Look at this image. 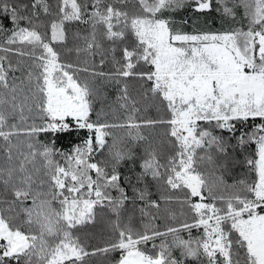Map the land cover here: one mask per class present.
<instances>
[{
  "label": "snow or ice",
  "instance_id": "obj_1",
  "mask_svg": "<svg viewBox=\"0 0 264 264\" xmlns=\"http://www.w3.org/2000/svg\"><path fill=\"white\" fill-rule=\"evenodd\" d=\"M187 2L136 0V11L130 12L129 0H59L42 32L41 12L51 15L47 0H0V184L12 196L0 204L24 215L29 229L39 228L37 235L14 227L0 208V264H88V257L111 252L120 253L115 264H183L174 250L201 264H264V0H240L247 31L197 34L178 31L164 18ZM213 2L191 0L199 12L212 10ZM215 2L225 17L234 18V7L240 6ZM71 22L91 29L84 47L75 48L77 56L93 61L99 56L102 68L111 53V71H97L95 64L90 70L87 60L83 68L62 62L56 45L67 41ZM105 42L113 47L105 48ZM12 56L30 63H14ZM79 71L92 79L81 81ZM96 80L117 86L119 107L127 113L122 122L110 123L102 109L97 111L102 93ZM130 80L139 82V101L129 92ZM140 102L163 116L138 117ZM156 128L164 129L170 152L163 163L152 133L144 132ZM117 129L125 136H114ZM71 130L87 133L71 152L39 140L42 133ZM22 135L27 139H19ZM213 151L225 170L236 159L232 153L247 152L243 162L255 179L209 184L198 161L214 163ZM122 162H138L134 197L146 208L159 210L161 201L175 200L187 206L192 223L164 232L148 225L137 232L131 224L117 223L114 241L88 251L73 229L94 224L97 207L119 217L129 199L117 171ZM29 200L30 206L20 207ZM141 213L150 223L156 218ZM193 228L203 229L200 238H180L181 231ZM46 237L56 242L49 244ZM158 238L159 251L155 244L142 250Z\"/></svg>",
  "mask_w": 264,
  "mask_h": 264
},
{
  "label": "trees",
  "instance_id": "obj_2",
  "mask_svg": "<svg viewBox=\"0 0 264 264\" xmlns=\"http://www.w3.org/2000/svg\"><path fill=\"white\" fill-rule=\"evenodd\" d=\"M84 2L91 3V0H84ZM47 4L50 6V16H45L41 12L40 30L43 32L45 30V25L49 24L51 19L55 17L57 12V5L59 4V0H47ZM235 5H240V0H228L227 6L229 8H233ZM217 3L213 2V8L210 11L199 12L194 10V6L189 2L185 3L183 7L179 9L169 10L164 13V18L170 19L173 22V27L181 32L188 33H197L199 31L205 32H224V31H233V30H244L247 31L248 28V18L245 16V10L242 5L234 7V18L233 17H225L221 12H218ZM130 12L136 11V0H129L128 9ZM91 29L89 26L84 25L78 22H71L66 25V33H67V41L64 45H56L57 50L61 52L62 62L72 63L74 66L78 68L85 67V61L87 60V66L95 64L97 71L109 72L113 69V64L111 62L112 54L109 53L106 59V63L101 68L99 67V56H96L94 61L89 59L85 55L77 56L75 52V48L84 47V37L89 36ZM97 38L100 39V30L97 31ZM105 48H111L112 45L107 42L104 43ZM117 59L119 58V49L116 52ZM11 59L13 62L23 61L24 64L30 63L27 58H21L17 56H12ZM16 76H20L21 73L17 71L15 73ZM81 81L85 79L91 80L92 77L83 71H79L76 73ZM96 87L100 89L102 95L99 97L96 102L97 111L103 110L105 119H107L110 123H118L122 122L127 113L119 107V101L117 99L119 95V90L115 83H108L101 80H96ZM129 84V92L132 97L140 100L139 95V82L135 80H130L127 82ZM137 107L141 108V111L137 113L138 117L147 118V119H156L160 116H163V113L157 112L156 107H148L144 105L143 102H140ZM166 118V117H165ZM93 119H96V115L93 114ZM258 122V121H257ZM145 134L152 133L149 137L150 140H153L154 144L157 146L158 151L161 156V163L164 162V158L170 155L168 145L163 137V128L156 129H147L144 130ZM116 137H124L125 131H121L119 129L114 130L113 133ZM87 133L82 130H71L66 132H54L52 136V141L56 145V147L65 152H71L72 149L79 144H82L83 140L86 138ZM21 140H26L27 138L23 135L19 138ZM39 140L43 141L41 137ZM44 142V141H43ZM109 144L112 143V137L108 138ZM233 143H235L233 141ZM252 149H248L251 151ZM139 154V153H138ZM213 156L214 163H210L207 160L198 161L199 163V171L205 176L206 180L209 184H220V181H223V184L226 185H234L238 184L239 181H249L255 179L253 173H251L244 163L245 156L247 152H243L239 155L236 153H232V155L236 156V159L231 163H228L227 169L220 168V164L223 162L222 159L218 156L214 151L210 153ZM198 155H205L203 152H199ZM96 159L103 160L104 157H96ZM41 162L37 159V167H40ZM117 171L120 173L122 180L121 186L125 188L129 199L124 203L123 208L120 211L119 217L116 214L112 213L110 208L108 207H97L96 208V221L94 224H89L85 226H78L76 229H73V236L78 237L80 242L86 247V250L92 251L95 248H103L110 241H114L116 239V230L114 225L119 223L121 226L131 224L134 231L143 232L145 231V225H148L149 228L155 227L161 232L166 231L168 227L178 228L182 223H192L193 217L192 213L188 210L187 206H182L180 203L173 200L171 203L165 204L161 201L160 209H149L146 208L145 204L134 197V190L137 186L136 176L139 174L141 169L139 168L138 162H127L121 163ZM39 175H43V170ZM93 178H95V174L92 173ZM129 181L131 182L129 184ZM223 184L220 185L221 188ZM36 190H42L37 188ZM46 191L47 189H43ZM150 191L154 194L152 199H156V187L153 184L150 187ZM113 196H119L118 192L113 191L111 193ZM0 200L11 201L12 196L11 193L5 189V187L0 184ZM31 205V200L26 202V204L21 205L20 207H26ZM52 207L59 211V203L53 202ZM0 208H3L4 213L7 215L8 219L12 222L14 227H21L24 231H32L34 234H39L38 226H33L31 229L24 223L26 217L22 214L12 213L7 211L8 204L3 203L0 204ZM141 209L149 212L151 216L156 217L155 220H149L148 216H142ZM203 229L202 228H193L191 231H181L179 236L181 239L188 240H196L202 236ZM173 237L169 235L166 238L167 243H171ZM46 241L49 244H54L56 242L55 238L46 237ZM161 243V239H157L155 241H149L145 245H141L142 250H151L153 245L157 246L156 251H159V245ZM174 255L178 258H181L183 264H201L200 260H197L193 257H181L179 250H174ZM243 253H241V257ZM120 257L119 252H111L107 255H97L88 257V264H115L116 260ZM203 259V258H201ZM38 264V262H37Z\"/></svg>",
  "mask_w": 264,
  "mask_h": 264
},
{
  "label": "rangeland",
  "instance_id": "obj_3",
  "mask_svg": "<svg viewBox=\"0 0 264 264\" xmlns=\"http://www.w3.org/2000/svg\"><path fill=\"white\" fill-rule=\"evenodd\" d=\"M177 30V29H176ZM205 31H199L197 33H204ZM185 33H188V32H185ZM197 33H189V34H197ZM211 33V32H210ZM53 133L54 132H49V133H42L40 134L39 137H41V139L45 142V143H48V142H53L52 141V136H53ZM56 146V145H55ZM57 159H61L60 157H57ZM4 215L7 217V215L4 213Z\"/></svg>",
  "mask_w": 264,
  "mask_h": 264
}]
</instances>
